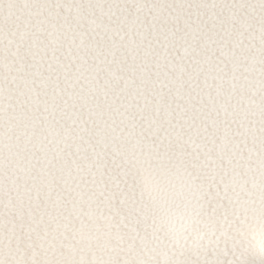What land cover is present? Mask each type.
Instances as JSON below:
<instances>
[{"label": "snow or ice", "instance_id": "obj_1", "mask_svg": "<svg viewBox=\"0 0 264 264\" xmlns=\"http://www.w3.org/2000/svg\"><path fill=\"white\" fill-rule=\"evenodd\" d=\"M0 264H264V0H0Z\"/></svg>", "mask_w": 264, "mask_h": 264}]
</instances>
